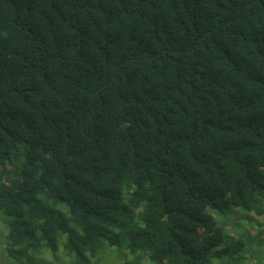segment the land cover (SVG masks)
Instances as JSON below:
<instances>
[{"label":"trees","instance_id":"1","mask_svg":"<svg viewBox=\"0 0 264 264\" xmlns=\"http://www.w3.org/2000/svg\"><path fill=\"white\" fill-rule=\"evenodd\" d=\"M240 208L264 213V0H0L8 258L246 264Z\"/></svg>","mask_w":264,"mask_h":264},{"label":"rangeland","instance_id":"2","mask_svg":"<svg viewBox=\"0 0 264 264\" xmlns=\"http://www.w3.org/2000/svg\"><path fill=\"white\" fill-rule=\"evenodd\" d=\"M253 218L257 220L259 225H256L253 221ZM233 219V220H232ZM231 220L234 222L231 223ZM227 223V224H226ZM223 225V230L225 235L228 237L230 235L235 236L237 239L242 241L247 240V245L245 249L247 251L240 252L238 255L246 257L245 261L249 260V263L246 264H264V232L260 233V229L264 228V213L261 215L255 214L252 211L240 208L237 216H230L226 222L221 223ZM5 228L2 223V217L0 213V264H15V262L6 256L4 250L5 242ZM238 233H241L238 235ZM234 242H232L233 244ZM236 252V251H235ZM43 256V257H42ZM45 256V257H44ZM47 255L38 254L35 259L38 262H47ZM117 251L115 248H109V250L102 251L97 255V257H91V264H117L118 257ZM251 256V259L248 257ZM248 258V259H247ZM30 264H35L33 258H31ZM68 258L61 256L58 260H55L52 264H70Z\"/></svg>","mask_w":264,"mask_h":264}]
</instances>
